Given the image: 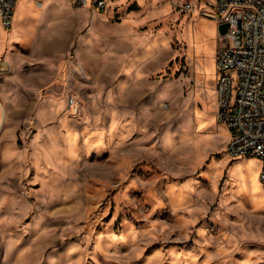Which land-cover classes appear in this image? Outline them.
I'll return each mask as SVG.
<instances>
[{"label":"rangeland","instance_id":"1","mask_svg":"<svg viewBox=\"0 0 264 264\" xmlns=\"http://www.w3.org/2000/svg\"><path fill=\"white\" fill-rule=\"evenodd\" d=\"M104 1L35 0L0 60V264H264V198L234 171L264 189L262 163L216 115L213 0Z\"/></svg>","mask_w":264,"mask_h":264},{"label":"built area","instance_id":"2","mask_svg":"<svg viewBox=\"0 0 264 264\" xmlns=\"http://www.w3.org/2000/svg\"><path fill=\"white\" fill-rule=\"evenodd\" d=\"M74 1L88 5V0ZM17 2L0 0L5 30L13 28ZM92 4L99 10L106 6L104 0ZM212 8L219 25H228L227 34L220 36L216 62L220 73L216 115L230 132L227 153L232 158L260 159L264 184V0H213Z\"/></svg>","mask_w":264,"mask_h":264},{"label":"bare ground","instance_id":"3","mask_svg":"<svg viewBox=\"0 0 264 264\" xmlns=\"http://www.w3.org/2000/svg\"><path fill=\"white\" fill-rule=\"evenodd\" d=\"M50 2V1H49ZM17 10L15 11L16 13V21H14V25L13 28L8 32L7 34V41L11 44L14 43L15 41H18L21 39V35H20V28L25 27L27 24L29 23H37L39 21L40 15L42 13L43 3H36L35 0H19V2H17ZM19 8V9H18ZM47 9V8H46ZM47 12V11H46ZM60 12V11H59ZM88 14V13H86ZM86 16V15H85ZM89 16V15H87ZM86 16V17H87ZM43 17V15H42ZM85 17V18H86ZM44 18V17H43ZM93 19V18H92ZM107 19V18H104ZM44 20V19H43ZM53 21V20H52ZM56 21V19H55ZM42 22V21H41ZM51 22V21H50ZM88 22V19H87ZM107 22V20H106ZM40 23V22H39ZM89 23V22H88ZM123 23V22H122ZM124 24V23H123ZM88 25V24H87ZM35 27V25H34ZM94 28V27H93ZM44 31V30H43ZM41 31V32H43ZM43 36V35H42ZM83 36V35H82ZM81 37V36H80ZM81 40V39H80ZM10 46V48H11ZM162 46V45H161ZM80 52V51H79ZM48 62V61H47ZM46 62V63H47ZM73 64V63H72ZM79 74V73H78ZM134 78V77H133ZM193 99V98H192ZM198 113V112H197ZM202 115V114H200ZM210 118V117H209ZM75 119V118H74ZM79 120V119H78ZM209 120V119H208ZM197 121L200 127H204L206 126L207 122L206 120H203V118H199L197 116ZM211 121V118L210 120ZM77 123V122H76ZM214 123V122H212ZM208 125V124H207ZM214 125L212 126H206L209 129L213 128ZM208 131V130H207ZM96 132V131H95ZM211 132V131H210ZM207 133V132H206ZM89 141V140H88ZM74 143V142H73ZM59 150V149H58ZM69 153H67L68 155ZM67 159V158H66ZM239 160V159H238ZM236 161V160H235ZM250 161V160H249ZM244 163V162H243ZM245 164V163H244ZM253 166V165H252ZM251 166V168H252ZM249 167V165H248ZM248 167H244L243 169H239L238 167L234 168L235 172H238L240 177H241V182L243 184V186H246L248 183L251 184L252 189L254 191V196L257 198H264V189L263 186L260 184L259 180H258V172L255 173L250 172V170L248 169ZM250 168V167H249ZM254 168V167H253ZM254 169H252L253 171ZM232 181V180H231ZM261 201V200H258ZM256 202V201H255ZM254 202V203H255ZM263 203V202H262ZM256 204V203H255ZM112 245V243H111Z\"/></svg>","mask_w":264,"mask_h":264},{"label":"crops","instance_id":"4","mask_svg":"<svg viewBox=\"0 0 264 264\" xmlns=\"http://www.w3.org/2000/svg\"><path fill=\"white\" fill-rule=\"evenodd\" d=\"M16 10H17V7H16ZM16 14V13H15ZM15 23V22H14ZM2 26H1V24H0V60L5 56V55H7V53L9 52V48H10V46H11V44L7 41V37H6V35L2 32ZM4 30V29H3ZM221 45V44H220ZM220 45H219V47H220ZM143 58V57H142ZM121 61H123V62H128L129 63V61L131 62V55H128V53L126 54V56H124V55H121ZM142 62V61H141ZM132 65H134V64H132ZM139 65V63L137 64V66ZM135 66V65H134ZM131 67V66H130ZM139 74H140V72H138ZM139 75H137V77H138ZM133 78L134 76L132 75V71L131 72H129V71H127V73L125 74V75H120V76H116V79L117 80H121L122 78H124V79H129V78Z\"/></svg>","mask_w":264,"mask_h":264},{"label":"water","instance_id":"5","mask_svg":"<svg viewBox=\"0 0 264 264\" xmlns=\"http://www.w3.org/2000/svg\"><path fill=\"white\" fill-rule=\"evenodd\" d=\"M218 31L221 36H225L228 32V25L227 24H221L218 26Z\"/></svg>","mask_w":264,"mask_h":264}]
</instances>
